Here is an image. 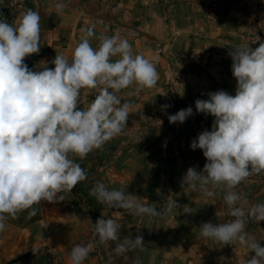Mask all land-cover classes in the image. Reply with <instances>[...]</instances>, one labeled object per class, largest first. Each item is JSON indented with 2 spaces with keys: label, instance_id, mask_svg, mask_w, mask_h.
Here are the masks:
<instances>
[{
  "label": "clouds",
  "instance_id": "1",
  "mask_svg": "<svg viewBox=\"0 0 264 264\" xmlns=\"http://www.w3.org/2000/svg\"><path fill=\"white\" fill-rule=\"evenodd\" d=\"M68 7L65 0H56L57 14ZM40 21V14L30 8L12 24L0 19V233L7 230L10 219L18 220L25 211L26 218L32 219L41 201H64L65 193L86 180V171L73 157L83 160L122 134L131 105L122 102L119 93L135 86L129 95L137 94L154 88L159 79L153 62L134 55L127 38L104 31L97 35L96 25L80 29L70 58L56 55L51 61L54 68L42 63L43 70L33 71L24 60L40 51ZM93 38L99 41L97 47L91 44ZM228 55L237 81L235 95L218 90L207 93V100L195 101L196 112L211 115L214 121L211 130L191 141L190 148L202 150L206 163L200 171L189 167L181 187L211 199L223 191L228 219L202 223L200 236L222 247L239 243L252 254L243 264H264V247L247 231L250 222L264 221V202L245 211L248 201L236 190L253 174L264 172V43L254 50L232 45ZM87 89L97 94L81 107ZM192 115L188 107L168 120L182 124ZM89 195L108 209H123L137 217L165 218L179 207L170 198L158 210L124 188L109 189L100 181ZM183 212L192 213V208L184 205ZM119 229V223L104 211L92 230L98 245L115 242L116 255L145 251L141 235L121 240ZM92 248L90 241L73 245L67 254L70 264H84ZM134 264L142 260L137 257Z\"/></svg>",
  "mask_w": 264,
  "mask_h": 264
},
{
  "label": "rangeland",
  "instance_id": "2",
  "mask_svg": "<svg viewBox=\"0 0 264 264\" xmlns=\"http://www.w3.org/2000/svg\"><path fill=\"white\" fill-rule=\"evenodd\" d=\"M2 1L11 4L10 16L14 22L26 8L40 14V48L48 68H54L51 61L56 55L71 57L80 39V29L93 25L88 14L95 9H105L109 22L103 28L96 26L97 35L101 30L108 36L119 34L127 38L134 55L140 54L156 66L159 79L154 88L135 95H129L126 93L129 89H124L119 95L122 102L130 105L134 104V99L142 102L144 114L147 106L152 104L151 99L158 98L157 119L142 118L141 130L126 135L123 130L121 135L106 142L101 149L93 150L85 159L75 157L87 178L78 183L73 192L78 207L84 208L93 224L101 212H109L120 225L121 240L137 235L143 240H166L167 217H137L123 209H108L90 196L89 190L100 181L109 189L124 188L139 202L158 210L173 198L176 175L184 174L188 169L174 165L173 156L177 154L174 150L181 143H191L198 136L199 127L193 122L182 129L188 118L182 124H172L168 116L195 107L197 99L207 100L209 92L226 89L220 87L217 77L232 76V59L228 55L232 45L249 46L254 50L264 43V0H65L69 7L63 14H57L56 0H23L22 8L18 7V0ZM220 15L226 19L220 21ZM98 43L95 38L91 40L93 47ZM222 64H228V67L223 69ZM202 73L208 80L207 86L199 82ZM226 92L230 94L229 89ZM96 94V90H83L80 106L90 104ZM162 105L169 107L162 109ZM98 247L101 254L102 249L105 250L111 264H134L137 257L144 264L143 252L116 255L115 242Z\"/></svg>",
  "mask_w": 264,
  "mask_h": 264
},
{
  "label": "crops",
  "instance_id": "3",
  "mask_svg": "<svg viewBox=\"0 0 264 264\" xmlns=\"http://www.w3.org/2000/svg\"><path fill=\"white\" fill-rule=\"evenodd\" d=\"M94 11L88 14L93 25L96 24L98 28L105 27V24L109 23L105 17V9H95ZM218 17L220 21L226 19L223 15ZM230 17L235 16L231 15ZM101 21L102 23H98ZM119 21L122 23L121 19ZM44 57L42 48H40L39 53L26 57L24 61L34 71H41L43 70L42 63L46 65ZM231 65L232 63L230 67ZM221 67L224 69L228 67V64H222ZM207 81L202 73L199 76V82L207 86ZM217 82L221 83V88L226 87L224 91L229 89L230 94L235 95L237 81L233 75L226 79L218 76ZM131 91L129 88L126 93ZM157 99H151L152 104L147 106L148 110L145 114L142 112V102L134 99V104L130 107L131 113L128 116L129 123L126 121L124 128V135L141 130L143 127L142 118L153 119L155 117L157 119L160 110ZM190 106L192 105L190 104ZM192 109L193 115L188 118L187 124H184L182 129L194 122L199 127L197 134L206 129L211 130L214 117L196 112L195 107ZM174 151L177 152L173 156L176 167H195L197 171H200L206 163L202 150H192L188 142L181 143ZM184 174L176 175L173 199L179 207L177 210L173 209L167 216V238L164 241L154 238L144 239V264H229L234 257L233 264H243L244 259L252 255L246 247H242L236 242L222 247L219 243L200 236L199 227L202 223H224L228 219L227 206L223 201L224 192L219 191L217 196L211 199L203 196L198 190L182 188L181 179ZM236 190L248 201L245 211L254 204L264 202V172L253 174ZM64 196L65 200L57 203L41 201L38 206L40 208L38 214L32 219L26 218L27 212L25 211L19 214L18 220L10 219L7 222L9 227L5 232L0 233V264H49V256L52 257L53 264H70L67 254L71 247L77 243L89 241L93 243V248L84 264H104L103 256L93 235L91 217L85 212L80 215L76 209L71 208V204L76 201L73 191L65 193ZM184 205L192 208V213H184ZM247 231L264 247V221L250 222ZM27 254H32V256H26Z\"/></svg>",
  "mask_w": 264,
  "mask_h": 264
},
{
  "label": "built area",
  "instance_id": "4",
  "mask_svg": "<svg viewBox=\"0 0 264 264\" xmlns=\"http://www.w3.org/2000/svg\"><path fill=\"white\" fill-rule=\"evenodd\" d=\"M18 1H19L18 7L22 8L23 7V4H22L23 0H18ZM10 8H11V4H8V3L3 2V1L0 0V19H7V22L12 24V23H14V20L10 16ZM73 158L75 159V157H73ZM71 208L76 209L80 215L85 212L84 208H79L78 207L76 201L71 204ZM234 259H235V257L232 258V261H230L229 264H233L234 263V261H233Z\"/></svg>",
  "mask_w": 264,
  "mask_h": 264
},
{
  "label": "trees",
  "instance_id": "5",
  "mask_svg": "<svg viewBox=\"0 0 264 264\" xmlns=\"http://www.w3.org/2000/svg\"><path fill=\"white\" fill-rule=\"evenodd\" d=\"M102 254H103V261L105 264H107L108 262V257L106 255V252L105 250L102 249ZM26 256H32V254H27ZM49 264H53V260H52V257L49 256Z\"/></svg>",
  "mask_w": 264,
  "mask_h": 264
},
{
  "label": "water",
  "instance_id": "6",
  "mask_svg": "<svg viewBox=\"0 0 264 264\" xmlns=\"http://www.w3.org/2000/svg\"><path fill=\"white\" fill-rule=\"evenodd\" d=\"M162 65L165 66L164 61H162Z\"/></svg>",
  "mask_w": 264,
  "mask_h": 264
},
{
  "label": "bare ground",
  "instance_id": "7",
  "mask_svg": "<svg viewBox=\"0 0 264 264\" xmlns=\"http://www.w3.org/2000/svg\"><path fill=\"white\" fill-rule=\"evenodd\" d=\"M164 64H165V62H164Z\"/></svg>",
  "mask_w": 264,
  "mask_h": 264
}]
</instances>
